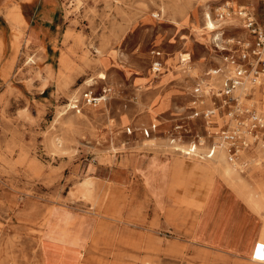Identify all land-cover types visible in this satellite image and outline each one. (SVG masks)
<instances>
[{"label": "rangeland", "instance_id": "374dc122", "mask_svg": "<svg viewBox=\"0 0 264 264\" xmlns=\"http://www.w3.org/2000/svg\"><path fill=\"white\" fill-rule=\"evenodd\" d=\"M23 1L0 0V264H264V155H187L229 123L206 114L225 82L209 72L248 41L239 7L262 21L264 0ZM245 102L264 112L263 89ZM180 159L213 172L207 202L179 171L168 197Z\"/></svg>", "mask_w": 264, "mask_h": 264}, {"label": "built area", "instance_id": "2783aa9c", "mask_svg": "<svg viewBox=\"0 0 264 264\" xmlns=\"http://www.w3.org/2000/svg\"><path fill=\"white\" fill-rule=\"evenodd\" d=\"M228 10L226 6L223 13ZM238 14L244 20V26L253 37V42L245 41L240 43L241 51L239 55H226V63L230 68L217 67L210 70L209 74H220L225 77L224 88L215 92L214 86L209 85L210 92L221 98L219 107L210 109L207 115L214 114L218 109H223L225 115H228L229 123L220 131L219 141L209 147L206 155L212 157L216 153L217 143L223 145L227 150V156L230 161L237 159L238 153L255 144L264 147V112L258 110L252 103H247L248 99L256 91L257 87L263 89L264 93V14L262 21L252 13V11L241 6ZM160 55V52H157ZM163 68V62L157 59L153 63V70L160 72ZM249 85L250 90L240 97L237 95L239 88ZM197 93L203 92V87L198 83L195 87ZM100 96H93L91 93H84V98L88 103L100 101ZM180 127V126H178ZM146 134L149 131L146 130ZM188 154H194L197 150V143L193 142L188 149ZM256 250L263 253L264 243H258Z\"/></svg>", "mask_w": 264, "mask_h": 264}, {"label": "crops", "instance_id": "0c3cea01", "mask_svg": "<svg viewBox=\"0 0 264 264\" xmlns=\"http://www.w3.org/2000/svg\"><path fill=\"white\" fill-rule=\"evenodd\" d=\"M53 1L54 0H26L23 2H26V3L32 2L35 5V7L38 8V6H40L41 2H42V5L44 4V5L50 6V5H52ZM0 6H1V4H0ZM0 17L4 21H6V18L4 17L1 10H0ZM253 146H256L259 148H264L260 144H255ZM207 152H205V153H207ZM177 162L178 163H176V165L174 166V169L172 170L171 179H170V182L167 186L168 197H170V193H172L173 190L179 189V184H178L176 177H175V176H177V172L179 171L180 172V179L183 178L184 179L183 181L185 182L183 187L185 188L187 193L192 194L191 200L196 201V202L201 203V204L207 202L208 201V195H209V192L207 194V191L209 190L210 183L213 179V172L209 169V167L206 164L195 162L194 160L180 159ZM205 189H208V190H205ZM203 238H207V236L204 234ZM51 239H55V238H51ZM55 240H58V239H55ZM197 241L199 242V240H197ZM47 243H48L47 248L48 247L51 248L52 246H58V247H62L63 249L69 248V249H71V251L73 250V252L74 251L78 252L77 248L72 247L71 245L69 246L67 244L64 245V243H61V242L47 241ZM258 243H264V242L259 241L256 243V245H255V256L259 255V253H260L259 251L256 250ZM200 244L203 247H205V246L206 247H212V244L209 243L207 240H200ZM220 249H223L225 251L227 250L223 247H220ZM47 250H49V249H47ZM66 251H68V250H66ZM227 252L232 253V251H230V250H228ZM232 254H234V253H232ZM68 260H69V258H68ZM71 260H69L68 262L71 263L70 262Z\"/></svg>", "mask_w": 264, "mask_h": 264}, {"label": "bare ground", "instance_id": "6f19581e", "mask_svg": "<svg viewBox=\"0 0 264 264\" xmlns=\"http://www.w3.org/2000/svg\"><path fill=\"white\" fill-rule=\"evenodd\" d=\"M240 7H241V6H240ZM206 24H207V27H208L210 30H212V31H214V30H216V29L219 28V26L216 25L215 21L212 19L211 15H210L209 13H206ZM247 34H248V33H247ZM247 39H248V41L251 40L249 34H248V38H247ZM188 63H189V61L186 62L185 64H188ZM225 66H226V68H227V67L230 68V65L227 66V65L225 64ZM156 74H157V73H156ZM263 82H264V79H263ZM249 90H250V86L246 84V85H244L243 87L239 88V90L237 91V95L240 96V97H244V95H245L246 93H248ZM258 91H260V87H257V89H256L255 92L257 93ZM105 96L107 97V93L101 94L100 100L105 99ZM200 143L203 144V141H200ZM188 149H189V147H188ZM205 149H206V147L203 146V145L200 147V150H205ZM254 150H256V151H258V152H260V153H262V154L264 155V148H259V147H256V146H253V145H252L251 147H248V148H244V149H242V150L238 153L237 159H235L234 161H230V162H231L233 165L237 166L238 168H241L242 166L245 165L244 163L247 162V159L249 158V156L251 155V153H252ZM188 151H189V150H188ZM219 151H224L225 154L227 155L226 150H225V148L223 147V145L217 143L216 153L218 154ZM202 152H203V151H197L195 154H198L199 156H201V157H205V158H208V159H212V158H214V157L217 156L216 153H215L216 156L214 155L213 157H208L207 155H205L204 152H203V153H202ZM227 157H228V156H227ZM228 159H229V158H228ZM243 160H244V161H243ZM242 161H243V162H242Z\"/></svg>", "mask_w": 264, "mask_h": 264}]
</instances>
